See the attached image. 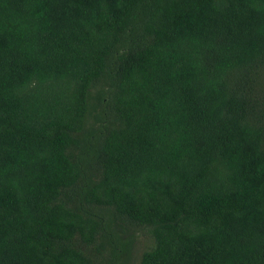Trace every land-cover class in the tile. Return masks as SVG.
Instances as JSON below:
<instances>
[{
  "label": "trees",
  "instance_id": "obj_1",
  "mask_svg": "<svg viewBox=\"0 0 264 264\" xmlns=\"http://www.w3.org/2000/svg\"><path fill=\"white\" fill-rule=\"evenodd\" d=\"M264 264V0H0V264Z\"/></svg>",
  "mask_w": 264,
  "mask_h": 264
},
{
  "label": "rangeland",
  "instance_id": "obj_2",
  "mask_svg": "<svg viewBox=\"0 0 264 264\" xmlns=\"http://www.w3.org/2000/svg\"><path fill=\"white\" fill-rule=\"evenodd\" d=\"M153 243L152 238L149 236V234L144 230L140 229L138 231L136 241L133 243V258L131 264H137V257L141 253V251L147 249L150 247Z\"/></svg>",
  "mask_w": 264,
  "mask_h": 264
}]
</instances>
